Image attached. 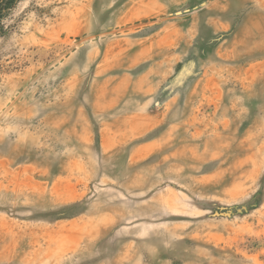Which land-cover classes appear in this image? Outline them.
<instances>
[{"label": "rangeland", "instance_id": "374dc122", "mask_svg": "<svg viewBox=\"0 0 264 264\" xmlns=\"http://www.w3.org/2000/svg\"><path fill=\"white\" fill-rule=\"evenodd\" d=\"M4 13L0 264H264V0Z\"/></svg>", "mask_w": 264, "mask_h": 264}, {"label": "trees", "instance_id": "16d2710c", "mask_svg": "<svg viewBox=\"0 0 264 264\" xmlns=\"http://www.w3.org/2000/svg\"><path fill=\"white\" fill-rule=\"evenodd\" d=\"M17 0H0V21L5 14L4 11L9 10Z\"/></svg>", "mask_w": 264, "mask_h": 264}]
</instances>
